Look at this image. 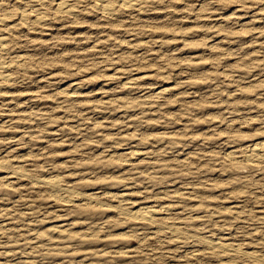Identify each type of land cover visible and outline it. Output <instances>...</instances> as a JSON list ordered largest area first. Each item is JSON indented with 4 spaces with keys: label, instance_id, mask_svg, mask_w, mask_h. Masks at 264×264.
Returning a JSON list of instances; mask_svg holds the SVG:
<instances>
[{
    "label": "rangeland",
    "instance_id": "1",
    "mask_svg": "<svg viewBox=\"0 0 264 264\" xmlns=\"http://www.w3.org/2000/svg\"><path fill=\"white\" fill-rule=\"evenodd\" d=\"M71 2L0 0V264H264V0Z\"/></svg>",
    "mask_w": 264,
    "mask_h": 264
},
{
    "label": "bare ground",
    "instance_id": "2",
    "mask_svg": "<svg viewBox=\"0 0 264 264\" xmlns=\"http://www.w3.org/2000/svg\"><path fill=\"white\" fill-rule=\"evenodd\" d=\"M20 1H28L29 2V0H20ZM79 1H81V0H79ZM95 1L97 3V6L99 7V9L104 14L111 15V16L112 15L115 16V14L117 12V5H119L120 7H123V8L134 9V8H139V7L141 8V6H143L145 3L146 4L148 3L147 0H95ZM32 2H34L36 6H40V8L35 7L31 11H29L27 9L21 10L19 13V18H20L19 19L20 20L19 25L28 24L30 21V16L34 17V18L33 17L32 18H33V22L35 23V25H37V24L38 25H45V23L47 22L48 19L46 18V15H45L46 13L43 11V9H41V5H44V4L51 5L50 8H52V9L54 8L55 13H57V14H62V15L68 14L71 16H75L79 13L77 7L74 5L75 3L73 4L71 2V0H32ZM136 10L134 9V11H136ZM9 15L0 16V26H4V27L7 26V29H9L13 32L17 28L18 23L16 25H14L12 23L13 24L12 26H8V24L10 22ZM31 22H32V20H31ZM8 39L4 36H0V90L1 89L3 90V88L8 87V86L12 87L13 81L15 80V79H13L12 75L9 72L12 69V67L14 66L13 62L11 63V62L5 61V59L3 57V54L6 53V51H8V49H9ZM20 65H21L20 63H17L16 66H20ZM263 152H264V142L258 143L256 145L250 147L246 151L245 159L250 163H255L257 161L259 162V160H261L263 157ZM12 173L17 174V176L18 175L19 176L25 175L21 171H18V169H16ZM12 175L14 176V174H12ZM37 183H42V184H47V185L50 184V185H52V188L55 192L61 191L59 184L56 183L54 180H45V181L40 180V182L37 181ZM85 198L88 200H91V201L94 199V197H91L89 195H85ZM118 208H119L121 213L128 215L130 217H133V219L135 218L137 220L147 221L151 224H155L158 227V229H160V230L168 229L173 234L174 233L177 234L179 232L178 229H176L175 227L169 226V224L167 222L160 221V219L157 218L158 216L156 217L157 211L153 210L151 207H144V208H141L140 210H138L137 212H132V213H131V211L130 212L127 211L122 206H119ZM206 245H207V248L209 250L214 251V250L220 249L229 255L230 254L231 255H245V254L249 255L250 254V253H244V252H242V250L239 247L233 246V245L228 244V243L209 240L206 242ZM249 257L253 258L254 256L251 254V255H249Z\"/></svg>",
    "mask_w": 264,
    "mask_h": 264
}]
</instances>
